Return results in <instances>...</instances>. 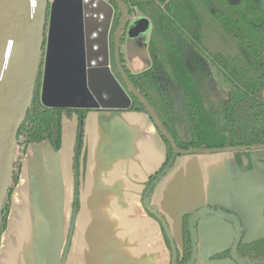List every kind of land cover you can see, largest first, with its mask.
Wrapping results in <instances>:
<instances>
[{
  "label": "crops",
  "instance_id": "1",
  "mask_svg": "<svg viewBox=\"0 0 264 264\" xmlns=\"http://www.w3.org/2000/svg\"><path fill=\"white\" fill-rule=\"evenodd\" d=\"M131 48L122 51L124 62L138 73L143 69L131 70L137 55ZM77 124L78 115L64 111L59 150L47 142L27 147L9 197L0 264H60L75 204ZM164 157V143L146 113L86 111L77 163L78 207L65 264H170L163 228L148 208L165 220L177 251L182 216L203 209L236 215L245 239L264 235V186L246 180L237 167L231 176L226 153L178 156L184 158L176 159L174 171L143 196ZM195 237L194 264H236L210 258L233 245L229 222L201 216Z\"/></svg>",
  "mask_w": 264,
  "mask_h": 264
},
{
  "label": "trees",
  "instance_id": "2",
  "mask_svg": "<svg viewBox=\"0 0 264 264\" xmlns=\"http://www.w3.org/2000/svg\"><path fill=\"white\" fill-rule=\"evenodd\" d=\"M132 17L146 19L150 31L146 41L147 66L131 73L123 71L137 93L148 103L177 150H212L264 146V8L262 0H121ZM109 34L113 52L114 32L121 18L116 3ZM121 46L124 37L121 38ZM120 48L119 59L124 63ZM117 78L120 76L113 71ZM40 74L33 98L16 139L12 180L0 212V238L6 229L10 194L19 178V165L27 147L49 142L57 151L61 144L64 111L45 109L39 101ZM131 110L146 113L132 97ZM78 115L75 152L82 148L86 111ZM158 132V131H157ZM165 146L160 168L145 184L148 197L155 185L174 166L176 155L158 132ZM246 180L264 186V148L231 152ZM263 154V157H260ZM77 201L74 208L77 209ZM227 213V212H225ZM152 215V214H151ZM181 218V250L176 264H187L191 256L188 219ZM197 219L193 222L195 231ZM233 225L231 221L228 220ZM240 222V220H239ZM164 232V231H163ZM164 234V233H163ZM167 248L170 245L166 235ZM245 264H264V235L245 239L236 248ZM230 258V249L211 259Z\"/></svg>",
  "mask_w": 264,
  "mask_h": 264
},
{
  "label": "water",
  "instance_id": "3",
  "mask_svg": "<svg viewBox=\"0 0 264 264\" xmlns=\"http://www.w3.org/2000/svg\"><path fill=\"white\" fill-rule=\"evenodd\" d=\"M110 1L116 3L121 11L113 41V58L120 80L109 64L108 43L113 18ZM130 22L127 7L121 0H0V212L12 180L16 139L30 107L39 74V101L45 109L126 111L132 107V97L137 99L178 156L264 148L177 150L151 107L128 81L119 61L121 38H135L142 30ZM73 166L76 202L77 154ZM148 211L161 224L170 245V264H176L177 248L165 220L151 209ZM206 215L233 223L234 242L229 248L230 259L236 264H245L235 255L242 237L239 219L232 213L210 209L199 210L188 219L191 256L187 264H194L196 258L193 222ZM75 217L76 208H73L60 264H65Z\"/></svg>",
  "mask_w": 264,
  "mask_h": 264
},
{
  "label": "rangeland",
  "instance_id": "4",
  "mask_svg": "<svg viewBox=\"0 0 264 264\" xmlns=\"http://www.w3.org/2000/svg\"><path fill=\"white\" fill-rule=\"evenodd\" d=\"M261 5L264 8V0H262ZM134 18L135 19L131 20L130 23L131 24L135 23L136 26L141 27V29H142L141 33L135 38L127 39L128 40L127 42L129 44H127L126 48L124 47L126 44L124 41L123 45L121 46V49H122L121 51L125 50V52H127L129 50L128 46L133 45V48H131L130 52H132L133 54L137 52V55L133 56V58L135 57V59H134L135 61H134L133 66L131 67V70L138 71V70L143 69V67L148 63V58L146 57L147 53L145 51L146 45L144 46V43H146L147 38H148V34L150 31V24L146 19H143L140 17H134ZM136 46H139V48H137ZM40 78H41V75H40ZM75 154H76V152H75V148H74L73 158L75 157ZM226 154L228 155V163L230 164L229 169L231 168V176H232V175L236 174V165H235L232 154L231 153H226ZM190 156H193V155H190ZM260 157H263V154H260ZM177 158H178L177 160H179V159H182L184 157H177ZM77 163H79V156H78ZM176 166H178L177 162L173 166L172 170L171 169L169 170V172L171 171L170 174L174 171Z\"/></svg>",
  "mask_w": 264,
  "mask_h": 264
},
{
  "label": "flooded vegetation",
  "instance_id": "5",
  "mask_svg": "<svg viewBox=\"0 0 264 264\" xmlns=\"http://www.w3.org/2000/svg\"><path fill=\"white\" fill-rule=\"evenodd\" d=\"M131 20H133V17L131 18ZM130 20V21H131ZM109 41H110V39H109ZM109 44V43H108ZM146 45V44H145ZM123 53V52H122ZM108 56H109V64H110V68H111V70L112 71H115L116 70V68H115V63H114V58H113V52H111L110 51V47H109V45H108ZM124 59V58H123ZM119 61H120V59H119ZM121 63V62H120ZM121 65H124L125 67H126V69H128L127 68V66H126V64H125V62L124 63H121ZM147 66V65H146ZM145 66V67H146ZM144 69V68H143ZM176 161V160H175ZM163 219V218H162ZM164 220V219H163ZM160 224V223H159ZM161 225V224H160ZM162 227V226H161Z\"/></svg>",
  "mask_w": 264,
  "mask_h": 264
},
{
  "label": "built area",
  "instance_id": "6",
  "mask_svg": "<svg viewBox=\"0 0 264 264\" xmlns=\"http://www.w3.org/2000/svg\"><path fill=\"white\" fill-rule=\"evenodd\" d=\"M133 19H135V18L133 17Z\"/></svg>",
  "mask_w": 264,
  "mask_h": 264
}]
</instances>
